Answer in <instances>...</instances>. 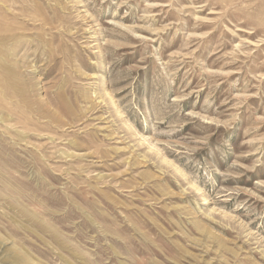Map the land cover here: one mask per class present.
Segmentation results:
<instances>
[{
	"label": "rangeland",
	"instance_id": "rangeland-1",
	"mask_svg": "<svg viewBox=\"0 0 264 264\" xmlns=\"http://www.w3.org/2000/svg\"><path fill=\"white\" fill-rule=\"evenodd\" d=\"M15 256L264 264V0H0Z\"/></svg>",
	"mask_w": 264,
	"mask_h": 264
},
{
	"label": "bare ground",
	"instance_id": "bare-ground-1",
	"mask_svg": "<svg viewBox=\"0 0 264 264\" xmlns=\"http://www.w3.org/2000/svg\"><path fill=\"white\" fill-rule=\"evenodd\" d=\"M8 71V70H7ZM11 72V71H10ZM24 210V209H23ZM14 255V254H13ZM15 255H17V254H15ZM27 257V256H26ZM28 259V258H27ZM30 260V259H29ZM12 261L14 262V264H28L27 263V261L23 258V257H20V256H18V257H13L12 258ZM33 262V261H32ZM30 264H31V262H30Z\"/></svg>",
	"mask_w": 264,
	"mask_h": 264
}]
</instances>
